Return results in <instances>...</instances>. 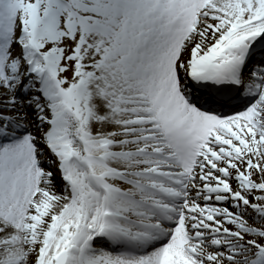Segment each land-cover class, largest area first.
<instances>
[{"label":"snow or ice","instance_id":"snow-or-ice-1","mask_svg":"<svg viewBox=\"0 0 264 264\" xmlns=\"http://www.w3.org/2000/svg\"><path fill=\"white\" fill-rule=\"evenodd\" d=\"M0 264H264V0H0Z\"/></svg>","mask_w":264,"mask_h":264},{"label":"bare ground","instance_id":"bare-ground-1","mask_svg":"<svg viewBox=\"0 0 264 264\" xmlns=\"http://www.w3.org/2000/svg\"><path fill=\"white\" fill-rule=\"evenodd\" d=\"M260 58H261V55H260V53L258 52V53H257V56H256V59L259 60Z\"/></svg>","mask_w":264,"mask_h":264}]
</instances>
